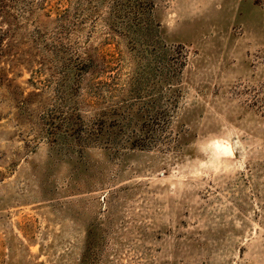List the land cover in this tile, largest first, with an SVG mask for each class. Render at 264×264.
Returning <instances> with one entry per match:
<instances>
[{"label": "rangeland", "instance_id": "374dc122", "mask_svg": "<svg viewBox=\"0 0 264 264\" xmlns=\"http://www.w3.org/2000/svg\"><path fill=\"white\" fill-rule=\"evenodd\" d=\"M2 2L0 264H264V0Z\"/></svg>", "mask_w": 264, "mask_h": 264}, {"label": "trees", "instance_id": "16d2710c", "mask_svg": "<svg viewBox=\"0 0 264 264\" xmlns=\"http://www.w3.org/2000/svg\"><path fill=\"white\" fill-rule=\"evenodd\" d=\"M135 1H138L139 5H145L146 6V5L150 4V0H145L144 2H142V0H135ZM3 7H4V4H3L2 0H0V11H1V9H3ZM1 36H2V31L0 30V37ZM0 52H1V49H0ZM82 65H84V63H82ZM92 124H93V122H92Z\"/></svg>", "mask_w": 264, "mask_h": 264}]
</instances>
